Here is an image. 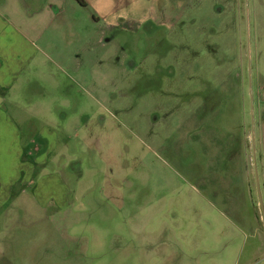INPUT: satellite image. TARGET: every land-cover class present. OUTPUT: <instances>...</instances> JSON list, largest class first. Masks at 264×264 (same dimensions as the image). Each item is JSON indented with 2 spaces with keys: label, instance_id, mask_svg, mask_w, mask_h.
<instances>
[{
  "label": "rangeland",
  "instance_id": "374dc122",
  "mask_svg": "<svg viewBox=\"0 0 264 264\" xmlns=\"http://www.w3.org/2000/svg\"><path fill=\"white\" fill-rule=\"evenodd\" d=\"M82 1L0 98V264H262L264 0Z\"/></svg>",
  "mask_w": 264,
  "mask_h": 264
},
{
  "label": "crops",
  "instance_id": "0c3cea01",
  "mask_svg": "<svg viewBox=\"0 0 264 264\" xmlns=\"http://www.w3.org/2000/svg\"><path fill=\"white\" fill-rule=\"evenodd\" d=\"M48 1L54 2V0H42L41 2L43 3V7H41L42 5H40L39 7L38 5H36L34 0H0V98L2 100L6 97H9V90L12 86V83L16 80L23 66H25V56L27 57V60H29L39 50L34 39H28L29 37L26 32V30L28 29V18L39 17L41 16L42 12H59V10L52 7V5L48 3ZM45 2H47V4ZM6 39L19 43L21 47L19 50V57L12 56V54L5 49L4 40ZM23 47H26L25 56H23L22 54ZM257 113H259V111H257ZM260 120L262 134L264 129V118L260 119L259 117V124ZM19 125L20 123H18L17 121L14 122L13 120H11V118L6 113V107L4 106V104L0 103V142H20L21 137H19L17 133H15V135L13 133H9L18 132L19 130L24 128L23 123L22 125H20L21 127ZM40 131L42 132V129L39 130V132ZM247 134H249V132H244L241 136V142H243L242 159H244V164H246L245 160L249 163V158H245L244 149V142H248L249 139V136L247 138ZM39 138L42 137L40 136ZM35 139L36 138H34L33 140L31 138H24V142H35ZM37 142H41V140L39 139V141L37 140ZM36 150L38 151L39 148H37ZM260 164L261 176L264 179V160L261 161ZM21 172H23V170H21ZM15 176L17 180L22 179L21 175ZM11 195L12 188L10 182H4L3 184L0 183V209L11 197ZM262 243L263 242H261V246ZM261 254H263L264 256V248L262 249ZM251 256L252 255L249 256L242 254V264H250ZM262 264H264V262Z\"/></svg>",
  "mask_w": 264,
  "mask_h": 264
},
{
  "label": "trees",
  "instance_id": "16d2710c",
  "mask_svg": "<svg viewBox=\"0 0 264 264\" xmlns=\"http://www.w3.org/2000/svg\"><path fill=\"white\" fill-rule=\"evenodd\" d=\"M78 4L84 5L82 0H75Z\"/></svg>",
  "mask_w": 264,
  "mask_h": 264
},
{
  "label": "water",
  "instance_id": "95a60500",
  "mask_svg": "<svg viewBox=\"0 0 264 264\" xmlns=\"http://www.w3.org/2000/svg\"><path fill=\"white\" fill-rule=\"evenodd\" d=\"M259 205H260V203H259ZM263 218V217H262Z\"/></svg>",
  "mask_w": 264,
  "mask_h": 264
}]
</instances>
